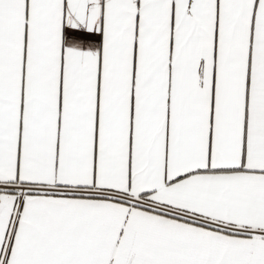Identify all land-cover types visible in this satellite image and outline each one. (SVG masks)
Returning a JSON list of instances; mask_svg holds the SVG:
<instances>
[{"label":"snow or ice","instance_id":"1","mask_svg":"<svg viewBox=\"0 0 264 264\" xmlns=\"http://www.w3.org/2000/svg\"><path fill=\"white\" fill-rule=\"evenodd\" d=\"M0 264H264V0H0Z\"/></svg>","mask_w":264,"mask_h":264}]
</instances>
